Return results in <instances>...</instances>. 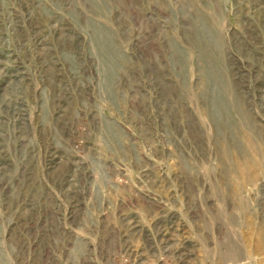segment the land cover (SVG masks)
<instances>
[{
  "label": "rangeland",
  "instance_id": "rangeland-1",
  "mask_svg": "<svg viewBox=\"0 0 264 264\" xmlns=\"http://www.w3.org/2000/svg\"><path fill=\"white\" fill-rule=\"evenodd\" d=\"M0 264H264V0H0Z\"/></svg>",
  "mask_w": 264,
  "mask_h": 264
}]
</instances>
